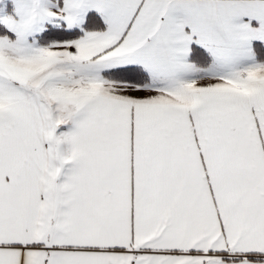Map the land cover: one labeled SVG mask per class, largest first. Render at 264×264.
I'll use <instances>...</instances> for the list:
<instances>
[{
    "label": "snow or ice",
    "instance_id": "obj_1",
    "mask_svg": "<svg viewBox=\"0 0 264 264\" xmlns=\"http://www.w3.org/2000/svg\"><path fill=\"white\" fill-rule=\"evenodd\" d=\"M0 264H264V0H0Z\"/></svg>",
    "mask_w": 264,
    "mask_h": 264
}]
</instances>
